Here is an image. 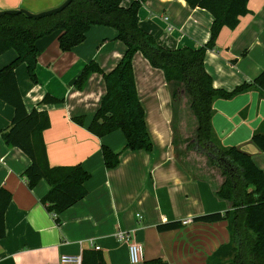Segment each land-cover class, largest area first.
Wrapping results in <instances>:
<instances>
[{"label":"crops","instance_id":"obj_1","mask_svg":"<svg viewBox=\"0 0 264 264\" xmlns=\"http://www.w3.org/2000/svg\"><path fill=\"white\" fill-rule=\"evenodd\" d=\"M66 1L0 0V12L40 14ZM134 1L125 0V7ZM248 8L250 13L241 17L239 26L223 28L216 49L207 53L205 67L216 89L231 92L264 72V0H250ZM139 18L141 28L167 50L205 46L214 22L207 10L193 9L186 0H149ZM60 35L58 31L37 42V85L25 64L17 68L16 78L27 111L37 109L50 117L51 126L44 133L49 165L81 166L90 174L88 195L62 214L57 224L55 215L42 204L48 183L41 181L30 189L24 173L31 160L1 137L11 127L15 109L0 99V189L12 195L5 213L6 236L0 239V264H60L62 256H83L86 251H100L108 264H132L129 245L117 240L118 231L131 233L134 241L144 245L146 262L208 264L221 247L231 243L229 223L192 220L225 214L230 203L217 196L224 178L209 161L204 168L198 166L205 174L185 163L188 153L199 155L186 152L195 122L192 119L188 126L181 120L177 143L172 92L164 72L152 67L142 53L135 55L137 93L153 151L126 150L122 131L99 138L89 130L107 92L103 75L93 74L84 91L75 87L90 63L96 62L106 74L119 65L126 46L118 40L117 30L93 27L85 41L69 52L61 50ZM16 58L15 51L1 55L0 70ZM48 95L59 103L45 104ZM213 108V128L222 145L241 148L264 172V153L251 142L257 131L264 133V95L250 91L217 100ZM103 147L121 153L116 168H106ZM173 222L185 224L176 230H159Z\"/></svg>","mask_w":264,"mask_h":264},{"label":"trees","instance_id":"obj_2","mask_svg":"<svg viewBox=\"0 0 264 264\" xmlns=\"http://www.w3.org/2000/svg\"><path fill=\"white\" fill-rule=\"evenodd\" d=\"M149 0H135L125 7V0H72L62 12L42 19H31L24 14L0 17V56L15 51L17 58L0 70V99L15 109L11 127L1 137L11 148L23 151L31 160L24 173L30 189L46 181L49 191L42 204L49 213L60 216L85 199L86 183L90 178L81 166L51 167L48 162L44 133L51 126L47 112L27 111L23 101L16 70L27 66L33 84L37 77V42L60 31V48L69 52L85 41L93 27H108L117 30L118 40L126 46L119 65L106 74L96 62L85 67L76 81L78 91H84L93 74L104 77L107 92L89 128L92 134L102 138L116 131L125 135L126 150L153 151V142L147 130L145 110L139 100L135 81L133 60L142 53L152 67L162 70L172 92L174 105L175 141H180L178 126L182 120V107L190 110L195 130L186 139L187 150L204 155L209 163L220 171L224 181L217 196L230 203V211L213 213L194 218L193 222L216 223L227 221L231 243L221 247L208 264H264V172L257 167L253 157L238 147H225L213 128L214 103L231 100L238 95L259 91L264 95V72L253 82L238 86L233 91L216 89L205 67L209 51L217 47L223 28L236 29L241 17L250 13V0H186L195 9L207 10L214 18L209 42L196 50L183 48L167 50L140 26L139 13ZM186 101V102H185ZM45 104H57L59 100L46 96ZM77 121L82 124L81 119ZM264 153V133L257 131L251 140ZM103 159L107 169L116 168L121 153L103 147ZM12 195L0 189V239L6 236L5 213ZM184 222L167 223L160 231L181 228ZM83 264H108L100 251H86ZM145 264H166L154 260Z\"/></svg>","mask_w":264,"mask_h":264},{"label":"built area","instance_id":"obj_3","mask_svg":"<svg viewBox=\"0 0 264 264\" xmlns=\"http://www.w3.org/2000/svg\"><path fill=\"white\" fill-rule=\"evenodd\" d=\"M140 218V216H138ZM116 238L121 243L129 245L130 261L132 264H145V247L143 244L133 240V235L129 232L118 231ZM97 250H100L97 247ZM60 264H83V256H68L64 255L60 259Z\"/></svg>","mask_w":264,"mask_h":264},{"label":"rangeland","instance_id":"obj_4","mask_svg":"<svg viewBox=\"0 0 264 264\" xmlns=\"http://www.w3.org/2000/svg\"><path fill=\"white\" fill-rule=\"evenodd\" d=\"M186 102V101H185ZM182 119H183V122H187V125H191V121H192V114L190 113V110L188 108L185 107V104H183V107H182ZM184 126H182V129H183ZM182 132H184V129L182 130ZM183 149L184 146H180L179 147V150L180 149ZM181 149V150H182ZM186 150V149H185ZM184 151V150H182ZM186 152L188 153L189 151L186 150ZM184 160H185V163L192 169H196L198 173L200 174H205V171H203V169H198V166H202L204 168V166L208 165V159L204 156V155H195V154H191V153H188L187 154V157H184ZM210 164V163H209Z\"/></svg>","mask_w":264,"mask_h":264},{"label":"water","instance_id":"obj_5","mask_svg":"<svg viewBox=\"0 0 264 264\" xmlns=\"http://www.w3.org/2000/svg\"><path fill=\"white\" fill-rule=\"evenodd\" d=\"M71 1L72 0H67L60 7L56 8L54 10H51V11L40 13V14H33V13H30V12H28L26 10H17V11L0 12V17L4 16V15L24 14V15H26L27 17H29L31 19L38 20V19H42V18H45V17H48V16H52V15H55V14H58V13L62 12L71 3Z\"/></svg>","mask_w":264,"mask_h":264}]
</instances>
